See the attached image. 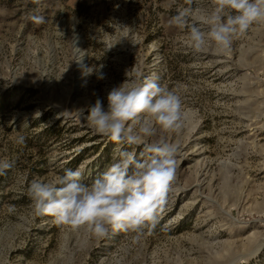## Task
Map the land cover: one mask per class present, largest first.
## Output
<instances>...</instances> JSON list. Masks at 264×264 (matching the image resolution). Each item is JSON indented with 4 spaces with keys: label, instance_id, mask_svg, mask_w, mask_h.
<instances>
[{
    "label": "rangeland",
    "instance_id": "obj_1",
    "mask_svg": "<svg viewBox=\"0 0 264 264\" xmlns=\"http://www.w3.org/2000/svg\"><path fill=\"white\" fill-rule=\"evenodd\" d=\"M183 6L0 0V159L15 161L0 176V264H264V23L226 55L195 54L168 23ZM37 8L46 23L27 18ZM83 66L96 71L85 76ZM145 76L175 90L185 116L179 132L152 138L178 146L155 228L138 242L122 232L97 239L35 216L33 179L79 169L91 184L114 161L117 146L79 111L97 99L107 108L112 88Z\"/></svg>",
    "mask_w": 264,
    "mask_h": 264
},
{
    "label": "clouds",
    "instance_id": "obj_2",
    "mask_svg": "<svg viewBox=\"0 0 264 264\" xmlns=\"http://www.w3.org/2000/svg\"><path fill=\"white\" fill-rule=\"evenodd\" d=\"M32 2L39 5L41 0ZM193 2L186 0L168 23L186 33L187 46L195 54L214 49L226 55L235 40L264 23V0H211L207 10L194 9ZM38 11L27 18L38 25L46 23ZM83 68L85 76L96 71ZM158 80L156 76L126 79L107 94V108L97 99L87 114L79 111L94 134L117 146L114 161L91 184L81 182L79 169H65L52 180L33 179L27 196L35 216L52 217L58 226L84 229L97 239L122 232L138 242L155 228L176 178L178 146L163 135L155 142L152 138L179 132L185 119L181 96ZM24 142V136L16 139L18 144ZM136 148L143 149L139 158ZM14 166V160L0 159V176Z\"/></svg>",
    "mask_w": 264,
    "mask_h": 264
}]
</instances>
